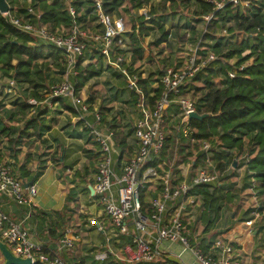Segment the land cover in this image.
<instances>
[{
  "label": "built area",
  "instance_id": "1",
  "mask_svg": "<svg viewBox=\"0 0 264 264\" xmlns=\"http://www.w3.org/2000/svg\"><path fill=\"white\" fill-rule=\"evenodd\" d=\"M205 1L211 3L213 9L202 16L207 20L212 19L217 11L224 13L228 9L232 13L238 11L246 14L256 5V0ZM103 2L104 0H93L100 32L92 35L82 32L75 23L68 27L60 25L50 29L40 21V14L30 6H26V13L20 16L12 14L11 10L3 13L5 21L15 29L36 40L52 44L65 54L67 69L63 81L53 85L50 92L44 94L40 100L33 97L25 100L33 106L29 115L34 114L39 106L51 109L55 104L58 105L59 112H66L67 109L60 104V99L69 100L70 103L65 104L72 109L71 124L78 131L87 132L96 142V171L90 185L93 189L91 196L108 224L105 227L104 223H96L97 229L106 235L104 242L98 247H104V250L96 252L94 258L107 259L113 264L141 261L148 263L152 260H157L156 264H184L180 254L170 255V246L178 244L184 250H191L200 264H242L232 236L222 234L216 237L209 245L212 251L204 253L201 249L200 233L191 229L195 214H201L204 210V204L199 202L200 195L194 192L195 187L218 183L219 172L213 159L215 144L211 140L203 142L201 151L204 153V163L189 160L173 165L166 158L168 152L164 154L168 140L175 143L177 139L190 140L192 143L197 141L189 126V113L203 114L202 106L195 97L182 94V87L198 71L218 60V55L212 50L201 53L202 37L189 40V33L186 32L187 40L178 45L180 51L177 55L182 59L181 63L165 65L160 77L161 92L158 95L155 92L145 95L139 87L141 76L137 71L129 70L131 66L135 69L140 66L141 60H133L131 43V35L139 32L140 22L134 20V26H127L123 17L105 13ZM149 10L150 4L140 7L137 12L147 20L150 17ZM68 13L73 18L76 14L71 5H68ZM228 25L231 26L232 22H228ZM221 30L224 34L221 35H233L237 42L255 37L259 32L229 31L228 27ZM87 36L92 42L88 47V54H98L103 60V66L107 65L125 75L129 88L137 94L129 131L136 143L135 146L127 143L131 148L129 154L122 151L114 132L103 122V113L98 104L86 103V98L81 97L80 93L77 94L79 89L75 88L77 80L74 77L77 74L78 59L83 55L86 46L82 39ZM145 38L146 36L139 40L144 50L147 49L143 42ZM250 52L245 50L242 55ZM251 60L252 57L240 65H234V60L230 58L228 64L231 68L227 70V76L233 78L240 74L242 68ZM214 81L218 83V79ZM3 92L23 99L21 88L13 78L7 79ZM116 121L125 134L124 121L120 118H116ZM113 153L119 162L118 170L112 158ZM232 167L234 166L229 168ZM252 183L249 189L254 194V182ZM148 191L151 195L144 206L141 196ZM36 192L34 183H25L13 175L11 167L0 159V198L30 206ZM260 208L262 203L257 201L251 218L245 221L247 225L251 226L264 216ZM64 230L65 234L57 240L55 248L42 251L44 245L20 221L10 218L3 211L0 202V240L6 243L15 256L29 257L32 263L38 260L43 264H67L62 251L73 249L74 244L73 239L68 236L71 229L67 227ZM120 236L125 240H121ZM115 245L118 247L114 248Z\"/></svg>",
  "mask_w": 264,
  "mask_h": 264
},
{
  "label": "trees",
  "instance_id": "2",
  "mask_svg": "<svg viewBox=\"0 0 264 264\" xmlns=\"http://www.w3.org/2000/svg\"><path fill=\"white\" fill-rule=\"evenodd\" d=\"M6 1L10 6L11 12L14 11L17 16L21 13H26L27 10L26 7H20V3L22 6L28 4L40 14V21L47 24L50 29L60 25L68 27L73 25V23L78 26L84 16L90 13L92 9L94 10L93 0H68L76 12L73 18L65 10L66 4L64 0ZM154 1L155 3L160 2L162 11L166 12L167 7L171 11V8L179 7L180 3L192 0H104L103 2V11L108 14H115L114 12L121 5L126 3L128 5L126 9L132 17L125 14L120 15V17L125 19L127 26H134L132 25L134 20L140 22L139 32L131 35L132 56L135 62L141 60L144 51L139 40L148 35L149 30L154 29L155 21H157L155 16L151 17L154 11V8H152ZM195 1L200 6L199 12L197 11L199 16L213 11L211 3L205 0ZM148 4H150V17L144 20L138 14L137 9ZM174 14L175 12H172L171 15L164 16L161 14L159 16L161 29L166 18L168 16L173 17ZM228 22H232V25L228 26L229 31L243 30L253 33L259 30V32L255 37L245 38L242 42H237L233 35H229L219 37L208 44L206 51H214L219 57L218 60L211 62L207 67L198 71L193 79L182 87V94L186 95L189 94V91H192L193 97H196L197 103L202 106V113H206L208 116L203 119L192 118L189 120V126L193 130V137L197 139L196 142L192 143L190 140L177 139V143H175L168 140L164 151V154L168 152L166 158H172V154L176 152L173 151L172 146H174L177 147V152L182 154L178 162L190 160L195 163H204V153L201 151L203 142L211 140L215 144L213 159L219 172L218 183L214 185H199L194 189V192L203 199L204 210L201 217L207 226H210L219 218L220 209L222 206H226L231 198L235 196V193H241L247 187V184L244 183L238 188L234 182L240 157L246 164L247 172L250 174L246 175V178L250 176L257 180L264 178V0H256V5L246 14L238 11L232 13L228 9L224 13L217 11L207 26L215 32L217 29L221 30ZM147 23L149 25H146ZM186 25L193 27L189 24ZM167 35L168 31L162 30L161 38L155 40L154 45L159 46L161 41H166ZM207 36L210 35L205 31L198 37L206 39ZM192 38L190 36L189 40L196 39ZM245 50H250L251 52L246 56L243 55V57L242 54ZM201 53H205L203 49ZM251 57V62L242 68L240 74L233 78L227 76V70L231 68L227 60L232 58L234 65H240L244 60ZM92 58L93 55L88 54L86 45L83 55L80 56L77 62V74L74 77L77 80L76 90L90 78L100 74L101 68H97V64H95L97 60L84 64L85 60ZM66 69L65 54L60 48L36 40L29 34L15 29L5 21L3 14L0 13V75L15 79L19 87H22L21 91L24 99L12 97L14 99L10 101L11 110L7 118L8 121L22 122L21 126H11L10 124L2 123L0 130L2 134L15 135L8 139L10 145L8 150L13 156L16 157V154L20 151L17 148L18 145L23 143V145L28 146L36 140L44 143V150L48 149L47 140L42 139V136L51 129L56 118H49V109L40 106L34 114L29 115L33 106L27 103L25 99L33 97L40 100L43 98L45 93L50 92L53 85L63 81ZM215 78H219L218 83L214 81ZM148 80H141L143 85H139V87L142 93L148 95L150 92H155V95H158L162 89L160 78L158 79L159 84L157 87H152ZM195 82H199V86H196ZM60 101H62L67 110L72 111L64 100L60 99ZM57 111L59 112V110ZM20 117L23 119H20ZM108 125L114 132V137L122 151L129 154L131 148L127 145V136L123 133L119 123L113 120V122H108ZM176 136L178 137L177 134ZM94 143L96 144L95 141ZM233 149L235 150L234 153L231 152ZM246 149H248L247 155L244 154ZM60 158L61 155L55 159L59 161ZM234 162H237L235 166ZM230 166H234V168L228 171ZM18 170L22 177L28 176V171L24 165L20 166ZM11 171L13 175L17 176L13 169ZM40 174L41 171H37L29 183L34 181ZM21 176L17 177L21 178ZM76 176H78L79 181L77 184L80 185L79 187L86 188L84 177L80 174ZM22 180L25 183L29 181ZM149 194L148 191L141 196L144 206ZM30 209L31 211L33 210V208ZM75 213L76 211L73 208L65 213L33 210V216L37 223L45 229L48 238L55 241L63 235L65 226L72 223L71 220ZM47 248L46 244L43 246L42 251ZM2 262L0 261V264ZM83 262L84 259L79 257L74 264H83ZM32 264L43 263L36 260Z\"/></svg>",
  "mask_w": 264,
  "mask_h": 264
},
{
  "label": "crops",
  "instance_id": "3",
  "mask_svg": "<svg viewBox=\"0 0 264 264\" xmlns=\"http://www.w3.org/2000/svg\"><path fill=\"white\" fill-rule=\"evenodd\" d=\"M172 27H174V24H172ZM169 32L170 31H168L169 39L161 41L160 48L162 52L169 51L172 53L173 50L175 51L179 49V44L187 40V36L186 34L183 35V41L173 40L174 38H171L172 33ZM169 45L173 48L170 49L168 47ZM152 52L151 48H147L144 50L143 55L146 56L147 54L148 57V55H152ZM94 60L97 59L95 58ZM181 61L182 59L175 57L174 61H168L166 65H177L180 64ZM149 62L153 63V61ZM215 79H218L219 82V78ZM11 100L12 97L3 92V85L0 86V102L2 101L1 103L4 104L3 106H1L2 104L0 105V130L4 123L9 125L7 117L11 110ZM57 110L58 109L54 111L56 112ZM67 112L69 113L70 118V111L67 110ZM54 117H56V120L53 122L51 129L54 127L58 128L65 140L73 138L82 143V146L79 148L82 160H79L72 166H64L63 161L67 155L66 145H64V141L57 135H53L51 133V129L42 136V139L47 140L46 145L48 146V149L44 150V143L40 140L32 142L28 145V148H25V145L22 143L17 146L20 151L16 154V157L9 153L8 150V146H10L8 139L9 137H14L15 135L2 134L0 132L1 161L3 158V162L8 164L19 177L21 175L18 169L20 166L24 165L28 171V176H21V179L29 180L27 181L28 183L33 179H30L31 175L34 176L37 171H41V174L31 182L36 185L37 192L33 196L30 206L15 204L4 197L0 198V202L3 211L8 214L10 218L20 221L22 226L31 232L40 243L43 245L47 244L48 248L51 249L55 248L57 240H50L48 238L45 229L38 224L34 218L33 210L38 209L42 212L60 211L65 213L68 212L69 209H75L76 213L72 217V223L65 226V228L68 227L71 229L68 236L73 239L74 246L73 249H70L71 251L67 249L63 250L62 256L67 264L70 262L75 263L77 256L84 259L83 264H90L88 263V258L89 254H92L93 252L92 247L101 246L106 235L105 232L97 229L96 223H104L105 227H107L108 224L106 217L102 214L100 207L94 202L91 196L92 194L89 190V186L93 182L94 178L97 146L92 138L87 135V132L78 131V128L71 124L68 117H64V121H67V124H70L67 128L63 127V125L61 127L58 125L55 126L60 123V115L53 117L49 115V118ZM41 150L42 152L39 154L40 157H37L36 154H38ZM57 151H61L59 154L61 155L59 161H56V157L53 156L57 153ZM44 152H46V154H44ZM239 160L237 163L239 167L236 170L234 182L237 187H241L244 183L247 184V187H245L241 193L244 195L243 197H246L244 203L248 205V208H244V211L239 209L238 212L235 213L233 210V213H231L230 216L222 222V216H224L225 213V206H222L219 218L210 226H207L204 223L201 217L203 213L202 211L201 214H195L194 223L191 224V229L192 231L200 233L201 249L204 253L212 251L209 245L216 237H219L222 234L229 235L233 237V244H235L234 246L236 247V251L239 252V258L241 259L242 264H264V216L256 220L251 226L245 223V221L251 218V212L253 211L254 205L257 201L262 203V208L260 209L264 214V178L262 180H257L254 177L246 178L248 173H244L246 168L245 163L244 161L240 163ZM36 167L38 168L36 169ZM48 168H52V171L49 173L46 172ZM70 170H72L75 174L73 173L71 176L65 175L67 173L66 171ZM228 171H230V169H228ZM77 174H80L86 180V188L79 187L80 185L77 184L79 181L78 176H76ZM252 181L254 182V194L249 189L253 185ZM236 197L237 196H234V198ZM30 208H33V210L31 211ZM243 213L244 216H242ZM211 214L214 215L213 213ZM230 219H235L232 226L229 225ZM221 223H223V225ZM63 234H65V230L63 231ZM117 247L118 245H115L114 248ZM213 252H215V250H213ZM173 254H180V258L184 264H200L193 256L191 250H184L178 244L170 246V255L173 256ZM186 255L188 256L185 257ZM0 258L2 259L1 255ZM109 262L110 260H108V263Z\"/></svg>",
  "mask_w": 264,
  "mask_h": 264
},
{
  "label": "rangeland",
  "instance_id": "4",
  "mask_svg": "<svg viewBox=\"0 0 264 264\" xmlns=\"http://www.w3.org/2000/svg\"><path fill=\"white\" fill-rule=\"evenodd\" d=\"M65 4H66L65 10L68 12V5H71V2L66 1ZM26 6H28V4L22 6V4L20 3V7H26ZM126 7H128V5L126 3H123L114 12L115 15L120 16V15L125 14L127 16H131V14H129L130 12L127 11ZM161 7H162V5L160 4V2H157V3H155V1L153 2L152 8H154V11H153L151 17L155 16L157 21H155L156 24H155L154 29L149 30V34L146 35V38L143 40V42L145 43L147 48H151V50L153 51L152 55H148V57H147V54H146V56L143 55L141 58V61L139 63L140 66L139 67L136 66V69L133 66H131L129 69L130 72L137 71L138 74L141 76V80L149 79L148 81L150 84H152V87L158 86V84H159L158 79L161 77V74L163 73L164 66L166 65V63L168 61L169 62L174 61L175 57H179V55H177V53L180 51V49H177L175 51L173 50L172 53H170L169 51L162 52L160 45L159 46L154 45L155 40H157V38L158 39L161 38L162 30L170 31L169 33H172L171 38H174L173 40H179V41H183L182 36L186 32H188L190 34L191 38L192 37L196 38V37L200 36V34H202L203 32L207 31L210 36H207L206 39H202V42H204L202 45V49L204 52H206V49L208 48V44H210L215 39L222 37L224 35L222 30H220V29H217L214 32L212 29L208 28L207 25L211 22V19L207 20L206 18L199 16V13H197V11H198V9H200V6L195 0H192V1L186 2V3L182 2V3H180L179 7H177V8L174 7L173 9L171 8V11L169 10L168 7L166 9V12L162 11ZM170 12L171 13L175 12L174 16L173 17L168 16L166 18V20L164 21L165 23H163L162 29H161L160 28L161 22H159L161 20H159L160 19L159 16H161V14L164 16H166L168 14L171 15ZM12 14H15V12L12 11ZM22 14L23 13L19 14L18 16H20ZM94 16H95V13H94V10L92 9L91 12L88 13L86 16H84V18L79 22L78 26H80L79 28L82 32H86L88 35L89 34L92 35L94 33L100 32V26L97 24V19ZM201 18H203V19H201ZM185 23L192 25L193 27H189ZM172 24H174V27H172ZM146 25H149V23H147ZM228 26L229 25L226 24L223 28H227ZM170 28H172V29H170ZM221 34H223V35H221ZM166 38L169 39V36L167 35ZM194 38H192V39H194ZM82 40L84 41L85 45H87V47H90L92 45V42L90 41V38L88 36L84 37ZM168 47L170 49L173 48L171 46H168ZM93 57L98 60L97 68L100 67L101 72L99 75L90 78L83 86L78 88L79 90H78L77 94L78 93L82 94L81 97L86 98V103H90L92 105L98 104L99 108L101 109V112L104 114L103 115V122L105 124L108 125V122H110V121L113 122V120H116V118H118V119L120 118L122 121H124V126H125L124 128H125V135L127 136V139H126L127 143L132 145V146H135L136 141L132 137V133L129 131L131 129L130 126H131V122H132L131 113L133 112V109H134V104H135V99H136L137 94L135 93L134 90H131L129 88L128 81H127V78L125 75L123 76L121 73L116 72L115 69L110 68L107 65L103 66V64H102L103 60L100 58V56L98 54L93 56ZM149 61H153V63L149 62ZM227 61H229V60H227ZM88 62H93V61L87 59L84 64H86ZM117 74H119V75H117ZM8 78H9V76H1L0 75V86L4 85ZM141 80H140V82H141ZM140 82H139V85H143V82H141V84H140ZM195 85L199 86V82H195ZM20 88L22 89V87H20ZM21 93H22V91H21ZM84 93H85V95H84ZM188 93H189L188 95L193 97L192 91H189ZM86 94H87V96H86ZM12 99H14V98H12ZM1 102H0V104H2L1 106H3L4 104ZM64 102L70 103L69 100L68 101L64 100ZM60 104L64 105V104H62V101H60ZM57 106L58 105L55 104L49 110L50 111L49 115L52 117L56 116V115H60V117H59L60 123L56 124L55 126L58 125L59 127H61L63 125V127L67 128L70 124H67V121H64V117L69 118V113L67 111L63 112V113L62 112L58 113L57 111L55 112L54 110L57 109ZM134 117H135V115H134ZM20 119H23V118L20 117ZM69 120H70V118H69ZM7 122H9V124L11 126H21V124H22V122H16V121H8L7 120ZM51 133L53 135H57L61 140L64 141L63 142L64 145H66L67 155L65 156L64 161H63L64 166H66V165L72 166L75 163H77L79 160H82V155L79 153V148L82 146V143H80L77 139H73V138L65 140L63 138L62 133H60L59 129L56 127L51 129ZM172 147H173V151H176V152L172 154V158H169V161H170V163H173V165H175V164L179 163L178 159H179V157L182 156V154L177 152V150H176L177 147H174V146H172ZM25 148H28V146H25ZM247 151H248V149L244 150L245 155H247L246 154ZM41 152H42V150L38 154H36V156L40 157L39 154ZM60 152L61 151H57V153H55L53 156L58 158ZM81 153H82V150H81ZM44 154H46V152H44ZM37 157H36V159H37ZM112 158H113V161L115 162V166L118 170L119 162L117 160V156L114 153L112 154ZM3 160L4 159L2 158V161ZM239 161H240V163H242L243 159L240 157ZM37 168L38 167H36V169ZM246 168H247V166H246ZM246 168H245L246 171L244 170V173L247 172ZM51 171H52V168H48L46 172L49 173ZM66 172L67 173L65 175H69V176L73 175V173H74L72 170L66 171ZM247 173L249 174V172H247ZM32 178H33V175L30 176V179H32ZM249 178H252V177L250 176ZM113 187H115L114 184H113ZM149 193H150V191H149ZM150 195H151V193L146 198V200H148V198H150ZM235 196H237V197L236 198L232 197L231 200L226 204V206L224 208L225 213H224V216H222V222L225 221L224 219L228 218L231 213H233V210L235 213V212H238L239 209H242L244 211V208L245 209L248 208V205L244 203L246 197H243L244 195L242 193H235ZM199 200H200L199 201L200 203L201 202L203 203V199L201 196H200ZM242 216H244V213ZM234 222H235V219H233V220L230 219L229 225L232 226L234 224ZM221 224L223 225V223H221ZM120 239L122 240L124 238L122 236H120ZM92 250H93L92 254H89L88 263H90V264H113V263H111V261L108 263L107 259L106 260H100V259L94 258L96 252H98V251L102 252L104 250V247H101L100 249L98 247H92ZM69 251H71V250H69ZM187 256L188 255H186L185 257H187ZM78 258H79V256L76 257V261ZM0 261H2L1 258H0ZM76 261H75V263H76ZM156 261L157 260H152L148 263L141 261V262H135V263H131V264H156L157 263ZM188 261H189V259H188ZM69 264H74V263L70 262ZM121 264H128V263H121Z\"/></svg>",
  "mask_w": 264,
  "mask_h": 264
},
{
  "label": "water",
  "instance_id": "5",
  "mask_svg": "<svg viewBox=\"0 0 264 264\" xmlns=\"http://www.w3.org/2000/svg\"><path fill=\"white\" fill-rule=\"evenodd\" d=\"M10 10V6L7 3L6 0H0V13H6ZM208 114H197L195 112L189 113V119L195 118V119H203L207 117ZM236 165V162H234V166ZM89 190L91 194L93 193V189L91 186H89ZM0 255L3 259V262L1 264H32V261L29 257L23 258L19 256H15L11 253L9 248L7 247L6 243L0 240Z\"/></svg>",
  "mask_w": 264,
  "mask_h": 264
}]
</instances>
